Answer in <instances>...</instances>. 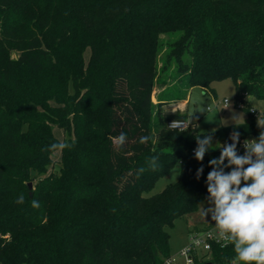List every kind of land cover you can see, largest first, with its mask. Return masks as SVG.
Wrapping results in <instances>:
<instances>
[{
	"label": "trees",
	"instance_id": "obj_1",
	"mask_svg": "<svg viewBox=\"0 0 264 264\" xmlns=\"http://www.w3.org/2000/svg\"><path fill=\"white\" fill-rule=\"evenodd\" d=\"M171 71L187 89L169 100L230 79L235 97L264 102V0H0V264H163L171 255L168 227L208 198L209 161L222 151L197 161L196 126L167 127L190 115L165 111L162 95L153 102ZM259 130L248 114L216 133L230 144L233 131ZM177 164L178 179L145 196ZM235 256L233 244L215 245L210 261Z\"/></svg>",
	"mask_w": 264,
	"mask_h": 264
},
{
	"label": "clouds",
	"instance_id": "obj_2",
	"mask_svg": "<svg viewBox=\"0 0 264 264\" xmlns=\"http://www.w3.org/2000/svg\"><path fill=\"white\" fill-rule=\"evenodd\" d=\"M239 117H234L238 119ZM264 128V121H258ZM215 131V130H213ZM196 137L198 148L195 159L203 161L205 153L210 149L221 148L219 158L209 161L211 171L207 175V192L209 207L203 209L204 216L211 213L219 236L234 245L235 261L239 264H264V131L258 139L245 140L243 155H238L239 132L230 135L232 143L213 145V135L202 134ZM126 133L121 132L114 138L117 148L126 142ZM149 137H140L144 144ZM218 145V146H217ZM67 145H53L63 149ZM227 161V163H225ZM158 164V157L153 156L148 165L153 170ZM230 168V172L225 169ZM143 168L139 170L140 173ZM203 173V167L197 169V179ZM243 182V186H242ZM250 182V183H249ZM16 203L23 204L21 195ZM32 206L39 208L38 201L33 200Z\"/></svg>",
	"mask_w": 264,
	"mask_h": 264
},
{
	"label": "rangeland",
	"instance_id": "obj_3",
	"mask_svg": "<svg viewBox=\"0 0 264 264\" xmlns=\"http://www.w3.org/2000/svg\"><path fill=\"white\" fill-rule=\"evenodd\" d=\"M89 52V49L85 52L84 57L86 61L89 59ZM169 75L170 82L167 83L166 90L160 88L158 84L154 87L153 102H158L159 95L166 97L168 99V103H165L164 109L168 113H173L172 111L182 112L187 106L190 114V122H193L196 126L201 138H203L202 134L211 133L213 135V145H216L217 143L221 145L227 143L226 135L223 133H216V131L223 126L243 122L248 116L245 109L241 108L239 103L235 101L236 91L232 80L225 79L212 82L210 88H212L214 92L205 90L201 86H194L189 90L188 98L186 97L182 100H169L180 96L187 89L183 74L181 75L171 71ZM167 77L168 75L166 74L165 79ZM225 97H228L231 100L230 106L227 108H224L223 106H216V104L222 101ZM253 104L258 107H262L264 102L253 101ZM208 107H211V109H208ZM234 117L239 118L234 120ZM54 132L60 140H63L64 131L62 129L55 127ZM213 150H218V148L210 149L209 151ZM59 159L60 151H56L54 160L58 161ZM179 173L180 167L179 164H177L172 169L171 173L161 177L155 187L151 191L145 193V196H150L162 191L169 183H173L178 179ZM209 206L207 198L200 204L199 208L195 212L177 219L173 227H168V231L171 235L170 252L171 256L179 257L177 264H185V260L179 256V253L181 249L189 243V234L195 229L204 228L207 225V222L211 220V213L207 216H204L203 213V209H207Z\"/></svg>",
	"mask_w": 264,
	"mask_h": 264
},
{
	"label": "built area",
	"instance_id": "obj_4",
	"mask_svg": "<svg viewBox=\"0 0 264 264\" xmlns=\"http://www.w3.org/2000/svg\"><path fill=\"white\" fill-rule=\"evenodd\" d=\"M235 101L239 103V106L243 109H247L248 114L254 119L258 125V121H264V108L258 107L253 103H248L242 97H235ZM231 100L225 97L222 101L218 102L216 106H223L224 108L229 107ZM211 109V107H208ZM193 122L184 119H170L167 122V127L173 130L184 131L188 129ZM194 125V124H193ZM259 126V125H258ZM260 127V126H259ZM264 131V128L260 127V130L255 134H250L239 139L237 145L238 155H243L245 152L244 141L258 139L260 133ZM196 149L193 150L195 152ZM229 242L223 240L215 227V224L211 227L195 229L189 234V243L185 245L179 256L185 260V264H202L205 262H211V251L213 246L219 245L225 247ZM179 257L168 256L165 258L163 264H177ZM211 264H213L211 262ZM222 264H239L234 259L225 261Z\"/></svg>",
	"mask_w": 264,
	"mask_h": 264
},
{
	"label": "crops",
	"instance_id": "obj_5",
	"mask_svg": "<svg viewBox=\"0 0 264 264\" xmlns=\"http://www.w3.org/2000/svg\"><path fill=\"white\" fill-rule=\"evenodd\" d=\"M187 98H188V96H187ZM172 112H176V111H172ZM182 112H188V108H187V106H186V109H185L184 111H182ZM188 113H189V112H188ZM247 117H248V116H247ZM246 119H247V118H246ZM246 119H245V120H246ZM245 120H244V121H245ZM188 121H190V119H188ZM244 121H243V122H244ZM226 138H227V137H226ZM227 143H228V138H227ZM218 149H221V148H218ZM210 222H213V221L210 220V221L207 222V224L210 223ZM213 223H214V222H213ZM205 224H206V223H205ZM198 229H199V228H198Z\"/></svg>",
	"mask_w": 264,
	"mask_h": 264
},
{
	"label": "water",
	"instance_id": "obj_6",
	"mask_svg": "<svg viewBox=\"0 0 264 264\" xmlns=\"http://www.w3.org/2000/svg\"><path fill=\"white\" fill-rule=\"evenodd\" d=\"M29 186L31 187L32 186V183L29 182ZM202 264H211V262H205V263H202Z\"/></svg>",
	"mask_w": 264,
	"mask_h": 264
}]
</instances>
